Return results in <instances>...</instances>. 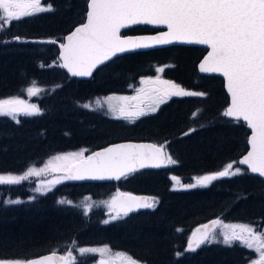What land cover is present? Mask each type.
Returning a JSON list of instances; mask_svg holds the SVG:
<instances>
[{
	"label": "trees",
	"instance_id": "16d2710c",
	"mask_svg": "<svg viewBox=\"0 0 264 264\" xmlns=\"http://www.w3.org/2000/svg\"><path fill=\"white\" fill-rule=\"evenodd\" d=\"M43 5H51L53 10L25 17L0 32V99L22 98L33 85L52 89L50 95L37 100L41 114L21 116L19 123L0 116V174H22L56 154L91 151L129 140L162 143L176 163L166 170L133 174L119 183L58 184L31 201H26L30 196L26 184L0 187V195L25 200L0 203V258H33L51 252L66 255L69 247L102 245L139 264H248L252 254L237 243L231 247L206 244L186 253L187 237L211 219L264 230L262 181L245 173L219 178L202 189H172L173 177L186 182L213 174L236 163L247 150L245 126L222 115L227 105L222 81L196 71L205 51L173 47L135 53L111 61L90 81L71 80L58 66L57 47L36 41H61L84 21L86 0H43ZM131 32L146 34L150 30L141 27ZM167 64L171 67L163 71L164 78L206 95L172 100L159 114L134 125L113 121L100 108L84 107L101 95L128 93L130 85L154 73L153 67ZM113 190L151 196L156 207L106 224L103 212L86 216L82 210L58 202L60 198H99ZM69 257L73 258L68 264L95 261L90 254L77 251Z\"/></svg>",
	"mask_w": 264,
	"mask_h": 264
},
{
	"label": "snow or ice",
	"instance_id": "6c2138e0",
	"mask_svg": "<svg viewBox=\"0 0 264 264\" xmlns=\"http://www.w3.org/2000/svg\"><path fill=\"white\" fill-rule=\"evenodd\" d=\"M52 10L51 5L41 6V0H0V32L6 31L13 22ZM86 18V23L76 27L75 31L67 36L68 43L60 44V59L63 63L58 66L67 69L74 77L91 76L98 65L104 64L117 53L153 46L149 43L121 38L120 29L129 24L166 25L168 29L166 32L156 37L142 38L143 40H154L158 44L179 41L207 45L211 48L205 60L199 65V69L202 73H219L224 77L231 102L222 115L233 118V122L237 124L243 121L251 130L247 138L250 150L238 161L247 168L234 169V164L230 162L223 170L194 177L195 183L182 185V188L207 187L219 178L245 174L248 170L264 178V0H86ZM48 42L57 43L56 40ZM157 71L163 72L164 69L158 68ZM148 82L152 81H141V83ZM161 83L167 86L165 95H206L185 90L167 80ZM27 91L31 95L37 94L40 89L33 85ZM160 102H164L163 98ZM23 104L24 101L18 98L0 99V116H10L11 119L16 120L17 114L21 112L29 116L41 114L40 109L34 104L25 105L23 109L9 107ZM84 107L87 108L89 105L86 104ZM157 110L154 107L151 112L155 113ZM145 114L147 113L141 111L135 115ZM16 122L19 123L18 120ZM134 149L149 151H132ZM82 155L83 153H70L67 156H57L55 159L66 160ZM137 161L142 168H160L165 166V161L168 164L176 163L167 153L164 145L122 144L97 152L94 156H88L79 165L73 166L76 169L75 174L68 178L119 180L122 176L126 178L127 172L135 171L134 162ZM32 172L33 169H29L19 176L0 175V184H18ZM173 180L176 178L173 177ZM128 199L144 202L129 204L125 215L136 208H154L156 203L154 198H151L152 203L147 202L150 198L129 196ZM10 203L16 204L20 201H10ZM230 227L239 229L240 233H247V238L233 232L232 236L224 235L223 243L231 247L233 242L238 240L241 247H248L258 252L259 259L253 264H264V231H258L246 224ZM206 239L207 234L196 241L195 247L190 239L188 250L195 251V248ZM96 251L103 253L110 250L80 249L82 254ZM53 255L37 258H0V264H49ZM116 255L126 257L130 264H138L127 254Z\"/></svg>",
	"mask_w": 264,
	"mask_h": 264
},
{
	"label": "rangeland",
	"instance_id": "374dc122",
	"mask_svg": "<svg viewBox=\"0 0 264 264\" xmlns=\"http://www.w3.org/2000/svg\"><path fill=\"white\" fill-rule=\"evenodd\" d=\"M41 6L46 7V5H43V0H41ZM37 14H39V13H37ZM170 67H171V65H169V64L153 67L154 73L152 75H149L148 77L151 79L154 77L157 78L162 73V72L157 71L158 68H163L165 70L166 68H170ZM134 86H135V84L130 85L129 90L131 88H133ZM31 87H33V86H31ZM35 87L37 89H40V91L37 94H31L30 95L27 91L30 88L29 87L25 91L24 97L18 98L19 100L24 101L23 105H11L9 107L23 109L25 107V105L30 106V105L34 104L37 106V100L39 98H41L42 96L50 95V92L52 91V89L46 90V89H43L41 87H37V86H35ZM188 91H190V90H188ZM146 92H147V94H146ZM128 95H129V92L124 93V94L113 92V93H109V95H101L100 96L101 98H99V99L89 100L84 105H86V104L89 105V107H87V109L100 108L99 110L105 116H109L110 119H118L119 117L124 116L123 115L124 111L129 110L127 107V104L133 103L139 112L143 111L145 113H150L152 108H154V107L157 108L168 100L167 99L164 102H160L161 98H163V97L160 96L159 94L149 93L145 86L143 87V89L140 92V95L143 96L142 101H132L128 98ZM146 95H147V97H145ZM170 97H174V96H169V98ZM175 97L180 98V97H184V96H175ZM196 97H200V96H196ZM21 116H26V115H24L23 112H21V113L17 114L16 120ZM160 144H162V143H160ZM91 151L88 149H80V150L70 151V152L63 153V154H56L54 156L48 157L41 164L31 166L30 168H28L24 173H26L29 169H33V172L31 175L27 176V178L24 179L22 182H20L18 184H0V187H4L5 189H9V188L11 189L13 187H20L21 185L26 184L27 185L26 189L27 188L30 189V196L27 198L26 201H31L33 198L47 194L50 190L55 188L58 184L70 182L71 180L68 178L69 175L67 173L69 168L74 163H76L77 161L84 159V158H87V156L89 155V153ZM70 153H83V155L81 157H70L69 159H66V160L65 159H59V160L55 159V157H57V156H67ZM233 164H234V169H235V167H238V165L236 163H233ZM166 165H168L167 162H166ZM24 173L17 174V175H13V174H0V175L19 176V175H23ZM239 175H241V174H239ZM239 175H236V176H239ZM199 176H203V175H199ZM199 176H194V177H199ZM194 177H191L186 182H183L182 180H178V179L172 180V189L174 191H189V190L198 189V188H206V187H202V186H197L196 188H192V189L182 188V185L195 183V180L193 179ZM231 177H234V176H231ZM226 178H230V177H226ZM113 191L111 193H103V194H101V196L99 198H93L91 196H84L83 198H78L75 200L74 199H67V198H64V199L60 198V199H58V202L64 201L63 204H65L67 206H71V207H76V208L82 210V212L86 216L89 215L92 211L103 212L105 214L104 221H108V224H109V223H114L116 221H119L123 218L122 216H117V214L111 213V209H112L111 204H112L113 198L116 195L121 194V193H124V194L129 193L128 191H121V192H119V190H116L114 192ZM117 191L119 193H117ZM15 200L20 201V203L25 201V200H22L20 198H10V197L0 195V203L13 204V203H10V201H15ZM149 201H150V203L153 202L152 199H149ZM155 201H156V199H155ZM16 204H19V203H16ZM104 221H103V223H104ZM230 226H232V225L222 224L219 221L217 229L210 236V238L206 244H213L214 243V244L225 245L223 243L224 235L232 236L233 232H236L237 234L243 235L245 238H247V235H248L247 233H240L239 229H233ZM253 227L255 228V226H253ZM257 228L258 227H256V229ZM258 231H264V230L261 229ZM235 242H237L240 246V242L238 240L234 241L233 244ZM244 248L253 252V259L248 263V264H253L254 260L259 258L258 252L251 250L248 247H244ZM80 249H82V248H80V247H78V248L69 247L68 249H66V253H65L66 255H64L65 262L66 263L70 262L69 256H72L74 252L77 251V252L81 253ZM84 249H97V250H99V249H109V248L106 246H98V247L84 248ZM69 253L71 255H69ZM84 254H90L91 257L94 258L95 261L93 264H130V262L126 259V257H118L116 255L117 252H114L112 250L105 251L103 253L96 251V252H88V253H84ZM84 254H82V255H84Z\"/></svg>",
	"mask_w": 264,
	"mask_h": 264
},
{
	"label": "water",
	"instance_id": "95a60500",
	"mask_svg": "<svg viewBox=\"0 0 264 264\" xmlns=\"http://www.w3.org/2000/svg\"><path fill=\"white\" fill-rule=\"evenodd\" d=\"M87 22V18H86V13H85V18H84V21L77 25L76 27H79L81 26L83 23H86ZM141 26H145V27H149L150 29H153V30H159L158 32L154 33V34H144V35H121V33H123L124 31L126 30H129V29H132V28H136V27H141ZM74 27L69 33H67L65 36H63L62 40L61 41H57V43H55L54 45L57 47V59L59 61L60 64L63 63V61L60 59V52H61V48H60V44L61 43H64V44H67L68 41H67V36L70 35L73 31H75V28ZM168 29L166 27V25H163V24H129L127 25L126 27H122L119 31V35L121 36V38L123 39H132V40H135V41H140V42H144V43H149L151 45H153L152 47H148V48H140V49H134V50H130V51H127V52H123V53H117V55H115L114 57H112L110 60L106 61L104 64L102 65H98L92 72V75L91 76H85V77H74L72 76L70 73H68L67 69L65 68H61L65 74L70 78V79H73V80H78V81H88L92 78V76L94 75V73L100 69L101 67L107 65L108 63H110L111 61H113L114 59L118 58V57H121V56H125V55H130V54H135V53H142V52H148V51H151V50H158V49H163V48H169V47H187V48H201V49H204L206 50V53L204 54V56L199 60V62L197 63L196 65V69H197V72L199 75L201 76H206V77H218L220 79H222L223 81V90H224V93L225 95L227 96L228 98V104L226 106V108L230 105V96L228 95L227 93V88H226V81L224 80V77L222 75H220L219 73H202L200 72V69H199V65L205 60V58L207 57L208 53L211 51V48H209L207 45H201V44H187V43H181L179 41H175L171 44H158L156 41L154 40H143L142 38H148V37H156V36H159L162 32H166ZM48 41L50 40H37L36 42L39 43V44H53V43H49ZM27 42V41H25ZM225 108V110H226ZM227 120H230V121H233V118H230V117H225ZM242 124L245 125V123L243 121H241ZM246 127V126H245ZM246 129L249 131V136L251 134V130L248 129L246 127ZM122 144H132V145H147V144H152L150 142H135V141H124V142H115V143H111V144H108L104 147H101L97 150H95L94 152H92L89 156H94L95 153L97 152H103L105 149L109 148V147H114V146H117V145H122ZM250 150V146L247 144V151ZM132 151H149L148 149H140V150H132ZM247 154V152L241 156L238 160H237V164L240 166V167H243V168H247L246 165H240L238 163V161L240 159H242L245 155ZM86 159V158H85ZM85 159H81L79 161H77L76 163H74L68 170V175H72V174H75V171L76 169L73 167L74 165H79L83 160ZM135 163V171H131V172H127L126 176L129 175V174H132V173H136V172H141V171H150V170H161L163 168L160 167V168H152V167H140V163L137 161V162H134ZM249 174H251L252 176L260 179L261 181L264 182V178L262 177H259L258 174H253L250 172V170H248ZM123 178V176L121 177ZM120 178V179H121ZM119 180H116V179H83V180H76V179H71L73 181H78L80 183H84V184H101V183H113V182H118L120 181ZM129 196H134V197H138V198H146V196L144 195H135V194H124V193H121L119 195H117L113 201H112V204H111V213H114V214H119V215H125V211L127 209V206L129 204H138V203H142L144 201L142 200H137V201H130L128 199ZM147 208H136L135 210L131 211L128 213V215H136V214H139V213H142L144 211H146ZM217 220H210L208 222H205L203 224H200L199 226H197L192 234L190 235L189 239H188V242H187V250H188V244H189V240L191 239L192 242H193V246L195 247V244H196V241L199 240L200 238H202L203 236H205V234H207V238L209 236V234L213 231L214 227L216 226V223ZM207 240V239H206ZM204 240V242L206 241ZM203 242V243H204ZM202 244V243H201ZM200 244V245H201ZM199 245V246H200ZM198 248V247H196ZM195 248V249H196ZM188 251H192V250H188ZM54 254V255H53ZM46 255H53V259L49 262V264H64V260H61L60 258L62 257V255L60 253H48V254H45V255H41V256H37V257H43V256H46ZM37 257H33V258H37Z\"/></svg>",
	"mask_w": 264,
	"mask_h": 264
},
{
	"label": "flooded vegetation",
	"instance_id": "af4514ba",
	"mask_svg": "<svg viewBox=\"0 0 264 264\" xmlns=\"http://www.w3.org/2000/svg\"><path fill=\"white\" fill-rule=\"evenodd\" d=\"M153 33H156V32H153ZM169 65H171V64H169ZM164 80L172 82L171 80L166 79V78L163 77V72L159 76V80H157L156 77H154L152 79L149 78V77H145L142 80H140L138 82V84H136L133 88H131L129 90L128 98L130 100H132V101H142L143 96L140 95V92L143 89V87L145 86L149 93L159 94L160 96L163 97V101H165V100H167L169 98V95H165V93L167 92V86L165 84L161 83V81H164ZM141 81H152V82L141 83ZM146 94H147V92H146ZM145 97H147V95ZM127 107H128L129 110L124 111V113H123L124 116L119 117L116 120L119 121V122L127 121L128 125H133L134 122L138 118H140L142 115H135L136 113H139V111L137 110L136 106L133 103L127 104ZM129 122H131V123H129ZM242 248H244V247H242ZM244 249H246V248H244ZM247 251L250 252L252 254V256H253V252H251L249 250H247ZM258 259H256V260H258ZM256 260H254V261H256Z\"/></svg>",
	"mask_w": 264,
	"mask_h": 264
}]
</instances>
